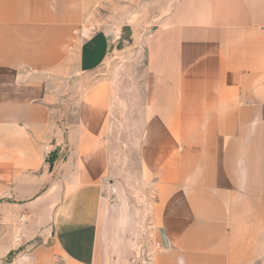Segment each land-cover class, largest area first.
Here are the masks:
<instances>
[{
  "label": "crops",
  "instance_id": "crops-1",
  "mask_svg": "<svg viewBox=\"0 0 264 264\" xmlns=\"http://www.w3.org/2000/svg\"><path fill=\"white\" fill-rule=\"evenodd\" d=\"M150 1L0 0V264H120L113 82L88 84L107 39L86 31ZM166 9L142 84L152 264H264V0Z\"/></svg>",
  "mask_w": 264,
  "mask_h": 264
},
{
  "label": "rangeland",
  "instance_id": "rangeland-1",
  "mask_svg": "<svg viewBox=\"0 0 264 264\" xmlns=\"http://www.w3.org/2000/svg\"><path fill=\"white\" fill-rule=\"evenodd\" d=\"M174 1L151 0L150 8L130 16L129 23L100 11L88 18L87 37L101 34L107 39L104 62L88 79V84L103 78L113 82L111 135L116 144L111 190L119 204L120 264H152L155 253L164 247L156 213L159 189L142 168L139 139L146 38ZM122 25L134 26L131 39L124 38Z\"/></svg>",
  "mask_w": 264,
  "mask_h": 264
},
{
  "label": "water",
  "instance_id": "water-1",
  "mask_svg": "<svg viewBox=\"0 0 264 264\" xmlns=\"http://www.w3.org/2000/svg\"><path fill=\"white\" fill-rule=\"evenodd\" d=\"M122 33L124 35V38H126L128 40L131 39V36L133 35L132 27L129 25L123 26Z\"/></svg>",
  "mask_w": 264,
  "mask_h": 264
},
{
  "label": "built area",
  "instance_id": "built-area-1",
  "mask_svg": "<svg viewBox=\"0 0 264 264\" xmlns=\"http://www.w3.org/2000/svg\"><path fill=\"white\" fill-rule=\"evenodd\" d=\"M22 219H23V217H22ZM17 240H18V241H21V237H20V236H18V237H17Z\"/></svg>",
  "mask_w": 264,
  "mask_h": 264
}]
</instances>
